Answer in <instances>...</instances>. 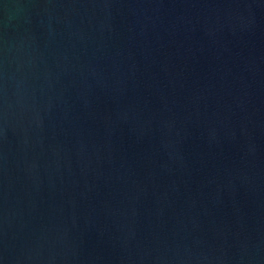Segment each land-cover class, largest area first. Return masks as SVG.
<instances>
[{
  "label": "water",
  "instance_id": "1",
  "mask_svg": "<svg viewBox=\"0 0 264 264\" xmlns=\"http://www.w3.org/2000/svg\"><path fill=\"white\" fill-rule=\"evenodd\" d=\"M0 264H264V0H0Z\"/></svg>",
  "mask_w": 264,
  "mask_h": 264
}]
</instances>
